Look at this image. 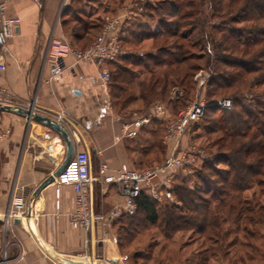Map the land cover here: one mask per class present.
Segmentation results:
<instances>
[{
    "label": "trees",
    "instance_id": "16d2710c",
    "mask_svg": "<svg viewBox=\"0 0 264 264\" xmlns=\"http://www.w3.org/2000/svg\"><path fill=\"white\" fill-rule=\"evenodd\" d=\"M70 6L62 11L69 43L85 48L102 28L108 3L95 25L69 16ZM142 6L139 17H147L157 29L136 20L124 22L120 44L131 53L109 64L112 109L127 117L129 106L137 103V110L143 111L158 99L170 100V87H180V97L186 100L200 69L209 74L206 101L230 95L233 105L230 110L207 106L195 124L194 130H203L212 141L206 145L209 155L202 150L200 168L179 178L172 189L175 203L159 204L141 193L135 199V214L123 215L112 224L126 219L128 242L147 223L158 225L167 240L190 231L212 243L210 248L203 243L190 252L184 264H208L209 259L237 264L255 255L264 264L263 244L257 240L264 235V205L253 199L256 188L264 185V0H143ZM146 40L154 42L153 50L139 55L135 50ZM248 94L253 95L248 98ZM155 124L159 121L150 122ZM259 194L264 196V190L259 188ZM230 224L234 231L224 228ZM238 245L230 260L231 249ZM132 259L144 264L150 257L135 252Z\"/></svg>",
    "mask_w": 264,
    "mask_h": 264
},
{
    "label": "crops",
    "instance_id": "0c3cea01",
    "mask_svg": "<svg viewBox=\"0 0 264 264\" xmlns=\"http://www.w3.org/2000/svg\"><path fill=\"white\" fill-rule=\"evenodd\" d=\"M142 1L119 3L115 12L130 10L134 12L131 21L136 20ZM70 2L7 1L6 13L17 24L1 53L6 70L0 74V86L7 88L13 104L27 107L32 103L34 112L62 123L69 131L74 151L82 149L88 153L92 208L96 212L106 211L121 197L116 190L107 194L115 186L98 179V166L103 162L110 169L122 164L139 168L143 153L138 144H143L144 129L135 138L115 141L121 127L117 117L121 114L107 108L111 101L109 91L99 81L95 66L78 65L67 57L68 67L52 76L46 48L54 40L68 41L62 11ZM109 12L104 10L103 14L107 17ZM137 107V103H132L128 110ZM64 156L65 145L58 133L25 116L0 111V213L12 198L21 195L27 198L25 215L19 223L14 219L5 229L0 221V241L4 239L5 249V255L0 249V264H56L59 258L73 257L94 264L115 262L116 243L111 228L96 226L84 234L69 226L73 208L70 186L54 180L35 193L38 185L60 166ZM56 186L58 198L54 194ZM96 187L101 189L98 199L94 195ZM106 203L109 207L104 206Z\"/></svg>",
    "mask_w": 264,
    "mask_h": 264
},
{
    "label": "built area",
    "instance_id": "2783aa9c",
    "mask_svg": "<svg viewBox=\"0 0 264 264\" xmlns=\"http://www.w3.org/2000/svg\"><path fill=\"white\" fill-rule=\"evenodd\" d=\"M8 0H0V74L6 70L2 58V50L16 27V20L6 13ZM142 11V8H140ZM134 12L125 10L122 13L106 18L102 28L85 48H78L66 40L52 41L47 45L46 57L51 63V74L56 76L65 70L68 65L66 58L71 57L74 63L82 66L93 65L97 68V76L103 88L107 89L111 79L109 64L122 55L131 53L120 44V34L125 21L131 20ZM139 55L142 53L139 52ZM196 79L199 83L206 82L204 74L199 71ZM0 104H13L12 97L7 88L0 86ZM214 105L222 110H230L233 100L230 97L219 98L210 102L202 98L193 99L177 117L167 125V140L173 146L165 160L156 166L135 169L122 164L117 169H110L101 162L97 169L98 179L105 185L116 186L121 200L113 203L106 211L93 210L90 198V161L85 150L77 149L72 157L54 179L59 185L70 186L73 192V208L68 217L71 228L78 229L88 234L94 227H109L113 221L121 216L135 214L137 205L135 199L144 193L157 202L175 203L172 193L173 183L177 176L190 175L193 167L188 152L175 153V146L182 133L197 122L203 115L207 106ZM107 108L112 109L110 102ZM166 108L160 103H152L145 111L133 110L128 117L119 115L120 133L115 135V141L122 138H135L142 128L148 126L152 120L164 119ZM55 198L59 196V187L54 189ZM27 206V198L21 195L12 198L6 209L0 213V221L7 229L14 219L24 218ZM88 239H85L87 242ZM0 249H4V239L0 241ZM264 259V254H263Z\"/></svg>",
    "mask_w": 264,
    "mask_h": 264
},
{
    "label": "rangeland",
    "instance_id": "374dc122",
    "mask_svg": "<svg viewBox=\"0 0 264 264\" xmlns=\"http://www.w3.org/2000/svg\"><path fill=\"white\" fill-rule=\"evenodd\" d=\"M88 1L90 3H88ZM137 0H125L128 4H132L133 2H136ZM115 2H118V0H71L70 4V12H68L69 16H80L82 20L87 25H95L98 24L100 20V15H98L102 11V6H105L106 3H108L107 7L109 9L110 14H107L108 17H112L116 14H119L116 11L117 9V4ZM103 4V5H102ZM115 7V8H114ZM71 16V17H72ZM137 22H140L144 26L148 25L150 26V29L152 31H155L157 29V25L154 22H151L148 20L147 17H137L136 19ZM148 21V22H147ZM212 22H219L217 19H212ZM68 42L70 39H67ZM55 41V40H54ZM52 42V41H51ZM50 43V42H49ZM154 47V42L152 40H146L142 43L141 47L139 49H136L135 51H138L143 53L142 50L145 52H150L153 50ZM136 48V47H134ZM134 50V49H133ZM196 62V61H195ZM199 62V61H197ZM196 62V63H197ZM204 74V78L208 81L209 74L206 70L200 69ZM198 71V72H199ZM196 72L195 75L198 73ZM147 74V73H143ZM195 75L192 78V89L189 92L188 99L184 100L180 96H182L183 92L180 87H170L172 89L170 93V100L166 99H158L154 101L153 103H160L165 106L166 108V117L164 119H160L159 124L155 125H148L141 130L143 131V138L142 142L143 144H138V146H142L140 149L142 150V165L139 166V168L135 169H145V168H150L156 165L161 164L165 158L169 155L172 149V143L167 140V125L170 121L174 120L177 115L184 110L189 103L193 99H198L202 98L206 101V83H199L201 81V78L195 77ZM144 76V75H143ZM141 78H143L141 76ZM108 88V86H107ZM109 91V88H108ZM253 94H248V98H250ZM179 97V98H178ZM225 97H230L229 96H224L221 98ZM178 98V99H176ZM231 98V97H230ZM176 99V100H175ZM219 99V98H218ZM152 103L148 105L143 111L147 110ZM137 110V108L130 110ZM129 112V111H128ZM127 112V115H128ZM122 115V114H121ZM201 119V118H200ZM200 119L192 124L190 128L182 133L180 138L178 139L177 145L174 147L175 153L178 152H188L190 154L193 172L200 168L203 159L205 158V154L202 152L205 151L206 154V145L208 147V144L212 142L209 140V136H205V132L200 129L194 130L195 124H198L200 122ZM153 132L151 133L150 130ZM210 149V148H208ZM214 147L212 151H214ZM209 155V154H208ZM141 155L138 156L140 158ZM181 176H177L174 180L173 187L178 183L179 178ZM259 188L264 190V185L262 187L256 188V195L254 196V201L258 202L260 205H264V196L259 194ZM117 190L116 186L114 189H109L107 190V194H111L112 192L114 193ZM101 194V189L100 187L95 188V198L98 199ZM246 196H249V199L251 198L250 193H246ZM93 196H91L90 193V198L92 199ZM95 199V200H96ZM165 202H159V204H164ZM91 205L93 206V203L91 201ZM105 207H109V204H104ZM141 215L135 216L134 219L138 221V218H140ZM126 219H121L114 224L109 226V229L111 231V235L114 238V242L116 243L114 247V252H113V258H115V262L113 264H139L141 261L134 262V259H132V255L135 252H143L146 253L147 256L150 257L147 262L144 264H159V262H162V264H184L183 263V258L187 256L190 252L196 251L197 249H201L202 245L204 243V248H210L211 247V242H208L203 239V237L199 235L192 234L190 231H183V232H177L175 233L169 240L165 239L163 235L161 234L158 225H150V224H143L142 227L137 231L136 235H133L134 238L132 239L131 242H128L126 240V235L125 232L128 231V222H125ZM134 220V221H135ZM232 224L230 225H225L224 228H229L230 230L234 231L232 229ZM122 228V229H121ZM136 231V230H135ZM234 234H231L227 236L228 240L229 238L233 237ZM238 238H241L242 232L239 231L238 233ZM258 243L263 244V249H264V235L262 239L258 238ZM239 244V242H238ZM240 246H236L231 249L230 254H229V259L233 260V252L236 248H239ZM243 251H249V249H245L241 247ZM206 254L208 255L209 252L206 251ZM98 259V258H97ZM235 261V260H234ZM99 262L98 260H95V263ZM208 264H228L227 261L221 262V260L218 261V263H214L213 259L208 260ZM231 264H234L233 261ZM237 264H263L262 261L260 260L259 256H254L253 260H247L246 258H242V262H239Z\"/></svg>",
    "mask_w": 264,
    "mask_h": 264
},
{
    "label": "water",
    "instance_id": "95a60500",
    "mask_svg": "<svg viewBox=\"0 0 264 264\" xmlns=\"http://www.w3.org/2000/svg\"><path fill=\"white\" fill-rule=\"evenodd\" d=\"M0 111L10 112L20 116H25L27 117L28 120H33L41 124H44L45 126L49 127L50 129L58 133L64 142L65 145L64 159L62 160L60 166L38 185V187L35 190V193H38L41 189H43L44 187H46L47 185L51 184L54 181V179L65 168L70 158L72 157L74 152V145L70 138L69 131L63 126L62 123L48 116H43L34 112L32 103H30L27 107L11 105V104H0ZM14 222L19 223V219H15ZM56 264H94V263L82 258L73 257V258H59Z\"/></svg>",
    "mask_w": 264,
    "mask_h": 264
}]
</instances>
